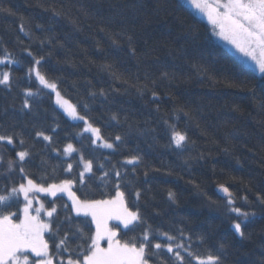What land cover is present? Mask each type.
Returning <instances> with one entry per match:
<instances>
[{"label": "trees", "instance_id": "obj_1", "mask_svg": "<svg viewBox=\"0 0 264 264\" xmlns=\"http://www.w3.org/2000/svg\"><path fill=\"white\" fill-rule=\"evenodd\" d=\"M0 5L12 10L11 14L0 12V55L6 48L21 61L0 65V72L10 71L14 77L11 90L0 85V132H11L13 126L23 132L25 147L31 152L25 171L37 183L41 176L47 183H59L78 175L82 153L93 160L94 174L86 175L90 178L85 184L73 186L80 199L111 200L119 183L126 202L134 208L135 192H141L136 204L146 225L133 231L132 226L123 229L111 224L118 226L117 238L122 242L140 237L150 225L152 232H168L176 242L191 244V251L200 255L223 243L225 264L264 260V206L257 202V196L264 195V77L217 43L208 23L182 0H0ZM52 9L62 14L54 16ZM22 22L28 35L20 31ZM117 32L134 36L136 57L129 55L123 42L120 48L111 46L109 35ZM26 47L45 57L42 71L58 81L61 94L80 115L101 128L105 139L112 142L116 135L122 137L114 150L93 145L91 135L83 133V124L71 121L56 106L53 93L35 76L29 79L26 73L32 60L23 52ZM105 64H111L112 70L106 71ZM197 66L207 69L206 73L198 72ZM165 71L174 73L176 79H163ZM25 89L37 93L29 97L31 111L23 109ZM101 90L105 95H100ZM169 125L187 133L190 142L184 150L169 146ZM39 130L53 137L51 145L35 137ZM68 143L79 151L65 157ZM19 150L23 149L18 145L0 149L5 159L0 173L6 172L9 158L17 159ZM133 155H139L142 163L124 164ZM69 162L73 163L71 174L64 171ZM114 166L122 173L119 181L112 175ZM105 172H109L107 177ZM21 182L25 181L18 169L0 175V187ZM220 185L233 193L236 207L257 213L252 222L242 223L246 238L232 227L239 221L229 211ZM169 191L175 193V202L168 198ZM41 200L46 209L57 208L60 221L71 215L86 233L95 234L90 217L76 216L63 207H71L65 196ZM9 205L7 209L0 205V214L18 212L23 200L14 199ZM45 239L55 256L54 237L47 233ZM163 258L172 264L166 250ZM154 264L159 261L154 259ZM191 264H196L194 259Z\"/></svg>", "mask_w": 264, "mask_h": 264}, {"label": "snow or ice", "instance_id": "obj_2", "mask_svg": "<svg viewBox=\"0 0 264 264\" xmlns=\"http://www.w3.org/2000/svg\"><path fill=\"white\" fill-rule=\"evenodd\" d=\"M195 8L207 13L208 19L214 27L219 28L218 35L224 39L229 40L236 48L247 56H251L256 61L259 71L264 73V0H225L221 3L216 0L214 5H210L204 0H190ZM10 8H5L0 5V12H8L11 14ZM54 16H60L62 13L56 9H52ZM87 15V12H85ZM39 27V25L37 26ZM20 31H25L24 23L20 25ZM101 31H104L102 28ZM111 46L120 48L122 42L126 44L129 55L136 57L137 48L134 46L135 40L132 34L128 32H117L115 35H109ZM41 45L45 41H40ZM51 43V40H48ZM147 44V41H145ZM260 50V58H257L255 51ZM23 52L31 58V66L27 68L26 75L31 79L35 76L36 80L45 89H49L55 93L56 103L65 107V111L74 120L84 122L85 127L83 133H91V143L105 149H115L116 142H122V137L116 135L114 141L109 142L101 133V128L93 125L92 122L85 115H80L74 105H70L68 101L63 100L59 89V84L56 79H49L48 75L42 71L45 57L43 55L34 54L30 48H24ZM50 55V53H49ZM158 59V58H157ZM21 61L13 58L12 54L5 48L3 55H0V65H16ZM106 71L112 70L111 64L102 65ZM203 70L205 73L207 69H201L197 66V71ZM116 76L115 72H112ZM163 79L175 80L176 75L167 71L161 73ZM14 77L10 71L0 72V85L11 90ZM155 83V81H153ZM147 86L145 85V88ZM143 94V90L137 89ZM31 89H25L23 92V109L31 111L29 97L35 96ZM93 96L96 93H92ZM100 95H105L101 90ZM153 98H157L155 91L152 93ZM87 108V105H85ZM234 110H238L234 109ZM184 112L185 116L189 114L183 108L178 109ZM113 120H117V116L113 114ZM167 123V122H166ZM171 135L169 138V146L175 145L176 149L184 150L190 142L187 133L177 130L175 125H169ZM55 129H53V132ZM82 134V133H81ZM35 137L48 142L49 145L53 142V137L46 135L44 131H36ZM17 145L23 149L15 152L17 159L9 158L6 161V172L0 175H7L15 172L17 169L21 179L18 185L12 184L3 185L0 187V205L7 209L9 201L19 200L23 197V208L18 209L22 211V218L18 217V212H7V214H0V264H154V259L159 261V264H167L163 256L166 250L170 254L172 264H191L194 259L196 264H225V245L221 243L218 248L208 250L206 255H200L191 251V244L185 245L183 242H176L177 238L170 235L168 232L154 233L151 231V226L144 227L140 237H133L126 241L118 239V226H109V221H119L124 229L135 230L141 225H146V220L141 214V210L136 204L141 198V192H135L134 208L130 207L125 200V193L119 190V183H117V192L115 198L111 200H82L75 192L72 191L76 183L85 184L86 174L93 173V160L85 159L83 154H80L77 167L82 165V170L78 172L71 179H62L59 183H47L45 177L41 176L40 183L33 179L26 171L24 164L26 158L31 156L29 148H26V139L22 131L0 132V149H7V146H12L13 149ZM31 147V146H29ZM79 151L72 143H68L63 149L65 156H71L72 153ZM142 163V158L139 155H133L124 161V164L138 166ZM187 164L188 162L185 161ZM5 164L4 155L0 152V166ZM99 167L102 169L103 164ZM67 173L73 172V163H67ZM109 172H105L104 176H108ZM112 175L119 181L122 173L115 168L112 169ZM147 175V173H145ZM10 179V176H9ZM220 191L227 196V205L229 211L234 213L239 222H234L232 227L236 234L241 238H246L245 232L242 228V223L252 222L257 213L255 211H244L241 207L235 206L233 193L228 187L220 185ZM37 193H44L52 197H57L58 193H67L72 201L71 207L67 204L63 205L65 209L74 212L76 216H91L92 221L96 225L94 235L85 232L84 228L75 223L71 215H66L63 221L58 219L57 208L51 207L50 210H45L43 203L35 208V215L32 214L33 202L38 200ZM168 198L175 202V193L169 191ZM247 202V196L243 197ZM259 205L264 206V195L257 196ZM55 204V201H52ZM45 211L48 220L41 219V212ZM264 212V207L261 208ZM56 214V215H54ZM13 217H17L19 222H15ZM243 218L241 221L240 218ZM65 225L67 227L65 228ZM49 233L54 237L53 246L56 250L55 256L50 254L49 242L45 239L44 234ZM180 236H184L181 230ZM163 238L164 242H159V238ZM58 238V239H55ZM191 240V236L187 237ZM200 242L204 243V237L201 236ZM107 241V247H101V241ZM191 258L186 260V256ZM32 257L30 258V255ZM64 254H67L65 257ZM39 258V259H35ZM264 264V260L260 261Z\"/></svg>", "mask_w": 264, "mask_h": 264}, {"label": "rangeland", "instance_id": "obj_3", "mask_svg": "<svg viewBox=\"0 0 264 264\" xmlns=\"http://www.w3.org/2000/svg\"><path fill=\"white\" fill-rule=\"evenodd\" d=\"M198 17H200L201 19H203L204 21H206L210 27V30H211V33H212V36L214 38V40L219 43L220 45L224 46L226 49H228L240 62H242L244 65H246L247 67L251 68L252 70H254L256 73H258L260 76L264 77V73H261L259 71V68H258V65L256 63L255 60H253L251 58V56H247L245 55L244 53L240 52L236 46L232 43H230L229 40H226L224 39L222 36L218 35L219 33V28L218 27H214L213 24L211 23V21L208 19V16H207V13L206 11L205 12H202L200 11L199 9L195 8L194 5L190 2V0H182ZM204 2L210 4V5H214L216 0H204ZM221 3L225 2V0H220ZM255 55L257 56V58H260V50L257 49L255 51ZM49 90V89H48ZM50 91V90H49ZM54 95V100H55V104L56 106L73 122H80L83 124V128L85 127L84 125V122L83 121H80V120H74L72 119L71 116L68 115V113L65 111V107H62L60 104H57L56 103V96H55V93H53ZM63 100H66L68 101V103L70 105H73L69 100H67L62 94H61ZM86 134H89L91 135V133H86ZM100 142H97V145L99 144ZM96 145V146H97ZM74 146V145H73ZM102 148V147H100ZM102 149H105V148H102ZM105 150H112V149H105ZM76 152L72 153V154H75ZM71 154V155H72ZM64 155V154H63ZM65 156V155H64ZM65 157H69V156H65ZM88 175V174H86ZM58 195H63L67 198V200L69 201L70 204H72V201L71 199L69 198L68 194L67 193H58ZM36 196L38 197V200H34L33 202V211H32V214L35 215V208L39 207L42 202L41 200V197H44V196H49V197H52L50 195H47V194H44V193H37ZM22 200H23V197L21 196ZM44 205V204H43ZM44 209L45 210H48L45 208L44 206ZM23 216V213L22 215ZM88 217L91 218V216L89 215ZM41 219L43 220H48L49 218L46 216L45 214V211H42L41 212ZM92 219V218H91ZM95 224V223H94ZM111 224H117L119 226H121L123 228V225L119 223V221H115V220H112V221H109V226L111 227ZM96 227V225H95ZM124 229V228H123ZM47 233L44 234V237ZM101 247H107V241L106 240H103L101 241ZM30 255V258H34L32 257V254H29ZM35 259H39V258H35Z\"/></svg>", "mask_w": 264, "mask_h": 264}]
</instances>
